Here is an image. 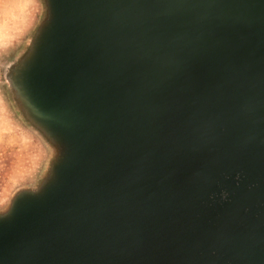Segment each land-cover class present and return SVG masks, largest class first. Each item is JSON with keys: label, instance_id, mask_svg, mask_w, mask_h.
Segmentation results:
<instances>
[{"label": "water", "instance_id": "obj_1", "mask_svg": "<svg viewBox=\"0 0 264 264\" xmlns=\"http://www.w3.org/2000/svg\"><path fill=\"white\" fill-rule=\"evenodd\" d=\"M6 80L52 150L0 264H264V0H42Z\"/></svg>", "mask_w": 264, "mask_h": 264}, {"label": "rangeland", "instance_id": "obj_2", "mask_svg": "<svg viewBox=\"0 0 264 264\" xmlns=\"http://www.w3.org/2000/svg\"><path fill=\"white\" fill-rule=\"evenodd\" d=\"M43 13L42 0H0V211L17 190L38 183L52 156L16 109L6 80L9 65L25 50Z\"/></svg>", "mask_w": 264, "mask_h": 264}]
</instances>
